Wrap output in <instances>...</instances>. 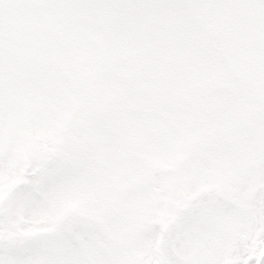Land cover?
Here are the masks:
<instances>
[{
  "label": "snow or ice",
  "instance_id": "obj_1",
  "mask_svg": "<svg viewBox=\"0 0 264 264\" xmlns=\"http://www.w3.org/2000/svg\"><path fill=\"white\" fill-rule=\"evenodd\" d=\"M0 264H264V0H0Z\"/></svg>",
  "mask_w": 264,
  "mask_h": 264
}]
</instances>
